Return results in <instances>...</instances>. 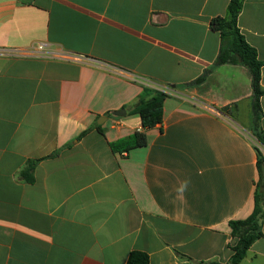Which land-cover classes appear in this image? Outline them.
I'll use <instances>...</instances> for the list:
<instances>
[{
	"label": "crops",
	"instance_id": "obj_1",
	"mask_svg": "<svg viewBox=\"0 0 264 264\" xmlns=\"http://www.w3.org/2000/svg\"><path fill=\"white\" fill-rule=\"evenodd\" d=\"M229 2L0 0V264L231 260L261 177L252 74L215 65ZM238 27L264 63V0ZM145 90L168 95L163 122L114 153L143 130L130 109ZM240 264H264V237Z\"/></svg>",
	"mask_w": 264,
	"mask_h": 264
},
{
	"label": "trees",
	"instance_id": "obj_2",
	"mask_svg": "<svg viewBox=\"0 0 264 264\" xmlns=\"http://www.w3.org/2000/svg\"><path fill=\"white\" fill-rule=\"evenodd\" d=\"M244 1L245 0H230L226 16L216 17L211 21V28L214 31L219 32L221 36V48L215 65H243L250 70L252 74L254 99L253 131L260 143L264 144V138L260 131V121L262 117L260 98L264 95V89L261 85V72L264 63L258 59L257 51L250 44H248L238 27V17L242 11ZM209 72L210 70H207L206 74ZM206 74L197 79L196 83L202 82L205 79ZM167 97L168 95L164 92H151L149 90H145L137 103L132 107V109H130V113L140 115L143 130L136 131L128 137L109 143L111 150L114 153L124 154L146 146L148 142L146 130L152 129L163 122V103ZM97 129L102 132L99 126ZM88 131L83 133L80 138ZM257 152L258 169L262 179L261 171L264 166V158L258 149ZM56 155H58V153H55L50 157H54ZM39 161L41 160L30 161L27 168L23 171L24 178L28 183L34 182L35 179L33 172ZM263 223L264 189L261 187V183H259L255 195V209L252 215L245 220L232 221L230 223L232 235L237 239V242L231 247L233 250L231 260L225 264H240L244 260L252 244L264 237L262 232ZM126 264H150V258L147 253L133 251L129 255ZM210 264L224 263L212 262Z\"/></svg>",
	"mask_w": 264,
	"mask_h": 264
},
{
	"label": "water",
	"instance_id": "obj_3",
	"mask_svg": "<svg viewBox=\"0 0 264 264\" xmlns=\"http://www.w3.org/2000/svg\"><path fill=\"white\" fill-rule=\"evenodd\" d=\"M124 114H125L124 110H120V111H117V112L114 113V115L117 116V117H120V116H122ZM261 176H262L261 187L264 189V166H263V169L261 171Z\"/></svg>",
	"mask_w": 264,
	"mask_h": 264
},
{
	"label": "built area",
	"instance_id": "obj_4",
	"mask_svg": "<svg viewBox=\"0 0 264 264\" xmlns=\"http://www.w3.org/2000/svg\"><path fill=\"white\" fill-rule=\"evenodd\" d=\"M40 49H42V47H40ZM14 55H18V52H14L13 53ZM257 149L260 151L261 155L263 156L264 158V144L262 143H259L256 145Z\"/></svg>",
	"mask_w": 264,
	"mask_h": 264
}]
</instances>
